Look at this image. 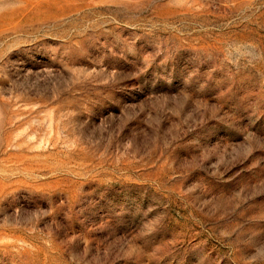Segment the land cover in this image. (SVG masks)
<instances>
[{
  "label": "rangeland",
  "instance_id": "1",
  "mask_svg": "<svg viewBox=\"0 0 264 264\" xmlns=\"http://www.w3.org/2000/svg\"><path fill=\"white\" fill-rule=\"evenodd\" d=\"M0 264H264V0H0Z\"/></svg>",
  "mask_w": 264,
  "mask_h": 264
}]
</instances>
